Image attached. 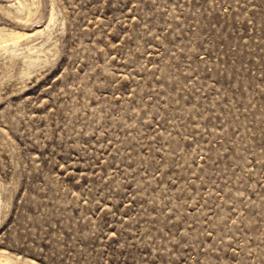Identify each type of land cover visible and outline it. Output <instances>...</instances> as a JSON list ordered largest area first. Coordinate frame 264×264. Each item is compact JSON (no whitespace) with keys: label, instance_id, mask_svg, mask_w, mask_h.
<instances>
[{"label":"rangeland","instance_id":"obj_1","mask_svg":"<svg viewBox=\"0 0 264 264\" xmlns=\"http://www.w3.org/2000/svg\"><path fill=\"white\" fill-rule=\"evenodd\" d=\"M2 263L264 264V0H0Z\"/></svg>","mask_w":264,"mask_h":264},{"label":"bare ground","instance_id":"obj_2","mask_svg":"<svg viewBox=\"0 0 264 264\" xmlns=\"http://www.w3.org/2000/svg\"><path fill=\"white\" fill-rule=\"evenodd\" d=\"M30 37V36H29ZM3 264V263H2Z\"/></svg>","mask_w":264,"mask_h":264}]
</instances>
